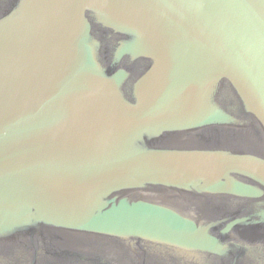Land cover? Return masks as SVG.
<instances>
[{"label":"water","instance_id":"95a60500","mask_svg":"<svg viewBox=\"0 0 264 264\" xmlns=\"http://www.w3.org/2000/svg\"><path fill=\"white\" fill-rule=\"evenodd\" d=\"M0 264H264V0H0Z\"/></svg>","mask_w":264,"mask_h":264}]
</instances>
